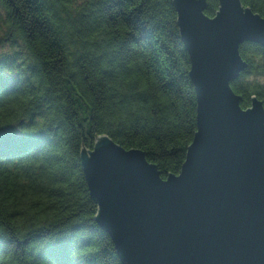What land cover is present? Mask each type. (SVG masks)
Instances as JSON below:
<instances>
[{
  "label": "trees",
  "instance_id": "obj_1",
  "mask_svg": "<svg viewBox=\"0 0 264 264\" xmlns=\"http://www.w3.org/2000/svg\"><path fill=\"white\" fill-rule=\"evenodd\" d=\"M242 3L264 16V0ZM0 30V264H122L81 149L108 135L180 172L197 96L173 0H0ZM240 53L231 86L264 104V45Z\"/></svg>",
  "mask_w": 264,
  "mask_h": 264
},
{
  "label": "water",
  "instance_id": "obj_2",
  "mask_svg": "<svg viewBox=\"0 0 264 264\" xmlns=\"http://www.w3.org/2000/svg\"><path fill=\"white\" fill-rule=\"evenodd\" d=\"M197 96V130L178 174L108 135L83 146L96 221L122 264H264V104L243 108L231 82L264 45V16L242 0H173Z\"/></svg>",
  "mask_w": 264,
  "mask_h": 264
},
{
  "label": "rangeland",
  "instance_id": "obj_3",
  "mask_svg": "<svg viewBox=\"0 0 264 264\" xmlns=\"http://www.w3.org/2000/svg\"><path fill=\"white\" fill-rule=\"evenodd\" d=\"M2 31H3V30H0V37L3 35ZM1 50H2V49H1ZM1 50H0V51H1Z\"/></svg>",
  "mask_w": 264,
  "mask_h": 264
}]
</instances>
